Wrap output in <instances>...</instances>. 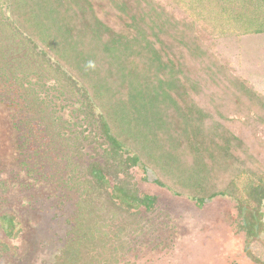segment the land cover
Instances as JSON below:
<instances>
[{
	"label": "trees",
	"instance_id": "obj_1",
	"mask_svg": "<svg viewBox=\"0 0 264 264\" xmlns=\"http://www.w3.org/2000/svg\"><path fill=\"white\" fill-rule=\"evenodd\" d=\"M253 79L264 82V0H0V80L14 107L36 109L69 143L100 139L69 181L78 198L56 264H112L104 254L142 232L158 198L139 191L135 169L199 208L232 200L246 254L264 264V94ZM0 231L20 236L7 212Z\"/></svg>",
	"mask_w": 264,
	"mask_h": 264
},
{
	"label": "rangeland",
	"instance_id": "obj_2",
	"mask_svg": "<svg viewBox=\"0 0 264 264\" xmlns=\"http://www.w3.org/2000/svg\"><path fill=\"white\" fill-rule=\"evenodd\" d=\"M252 84L264 94V82L253 79ZM13 96L6 95L5 83L0 80V212L14 216L20 230L17 240L0 231V242L8 248L7 253L0 248V264H56L71 231L78 198L69 181L83 174V168L96 157L100 139L90 131L87 135L93 134L89 139L93 143H69L68 137L56 136L57 130L40 119L36 109L25 104L14 107ZM57 104L59 111V106L65 105ZM71 111L67 108L59 114L71 117ZM71 160H80V171H72ZM25 162L34 167L27 169ZM133 175L139 191L156 196L158 203L154 212L143 217L141 233L130 231L128 244L104 254L108 262L256 264L245 252L246 238L232 200L218 198L199 208L191 199L155 185L152 172L145 175L135 169ZM256 252L264 258L263 250Z\"/></svg>",
	"mask_w": 264,
	"mask_h": 264
},
{
	"label": "flooded vegetation",
	"instance_id": "obj_3",
	"mask_svg": "<svg viewBox=\"0 0 264 264\" xmlns=\"http://www.w3.org/2000/svg\"><path fill=\"white\" fill-rule=\"evenodd\" d=\"M241 230V229H240ZM243 232V231H242ZM244 233V232H243ZM264 236V235H263ZM246 238V237H245ZM246 252V251H245ZM250 259V258H249Z\"/></svg>",
	"mask_w": 264,
	"mask_h": 264
}]
</instances>
